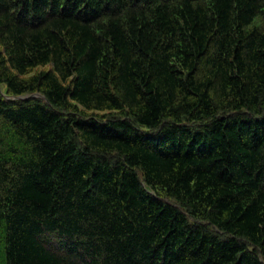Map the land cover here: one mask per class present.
<instances>
[{
  "label": "trees",
  "instance_id": "obj_1",
  "mask_svg": "<svg viewBox=\"0 0 264 264\" xmlns=\"http://www.w3.org/2000/svg\"><path fill=\"white\" fill-rule=\"evenodd\" d=\"M0 264H264V0H0Z\"/></svg>",
  "mask_w": 264,
  "mask_h": 264
},
{
  "label": "rangeland",
  "instance_id": "obj_2",
  "mask_svg": "<svg viewBox=\"0 0 264 264\" xmlns=\"http://www.w3.org/2000/svg\"><path fill=\"white\" fill-rule=\"evenodd\" d=\"M26 97H28V96H26ZM26 97H24V98H26Z\"/></svg>",
  "mask_w": 264,
  "mask_h": 264
},
{
  "label": "water",
  "instance_id": "obj_3",
  "mask_svg": "<svg viewBox=\"0 0 264 264\" xmlns=\"http://www.w3.org/2000/svg\"><path fill=\"white\" fill-rule=\"evenodd\" d=\"M35 96H37V95H35ZM20 99H22V98H20Z\"/></svg>",
  "mask_w": 264,
  "mask_h": 264
}]
</instances>
